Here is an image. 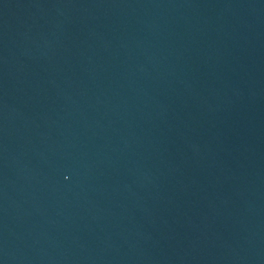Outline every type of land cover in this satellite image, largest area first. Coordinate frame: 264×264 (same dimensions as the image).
Wrapping results in <instances>:
<instances>
[{
	"label": "water",
	"instance_id": "water-1",
	"mask_svg": "<svg viewBox=\"0 0 264 264\" xmlns=\"http://www.w3.org/2000/svg\"><path fill=\"white\" fill-rule=\"evenodd\" d=\"M0 264H264V0H0Z\"/></svg>",
	"mask_w": 264,
	"mask_h": 264
}]
</instances>
